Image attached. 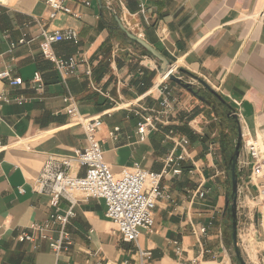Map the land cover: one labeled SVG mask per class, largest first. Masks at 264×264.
<instances>
[{"label": "crops", "instance_id": "crops-1", "mask_svg": "<svg viewBox=\"0 0 264 264\" xmlns=\"http://www.w3.org/2000/svg\"><path fill=\"white\" fill-rule=\"evenodd\" d=\"M84 1L90 7L67 2L80 19L59 14L51 21L46 0H0V73L10 68L24 83L0 80V264H136L139 249L148 254L144 264H223L232 145L225 134L231 125L180 85L164 83L155 61L121 43L112 12L177 68L210 85L233 108L243 133L264 143V0H103L113 10H104V17L96 0ZM38 19L49 33L71 29L79 35L78 45H52L56 57L76 55L83 61L65 84L42 54ZM36 73L44 83L40 91L31 86ZM68 94L83 118L102 120L98 141L115 175L135 165L161 173L172 154L187 159L181 175L161 182L171 200L158 201L153 233L142 232L136 244L126 243L106 217L105 202L83 199L64 229L69 250L57 259L49 241L32 230L55 212L50 197L33 188L48 157H68L87 146L83 127L66 111ZM164 99L174 104L175 113L142 140L138 124L161 110ZM218 111L227 113L224 107ZM170 134L175 137L167 138ZM176 139H183V146H176ZM250 163L242 152L240 191L254 202L252 244L264 260V216ZM73 174L83 177L85 169L74 167ZM201 192L203 199L197 196ZM70 208L62 198L59 213ZM209 223L206 237L195 234ZM22 234L33 241L20 242ZM48 234L59 239L60 227Z\"/></svg>", "mask_w": 264, "mask_h": 264}, {"label": "built area", "instance_id": "built-area-1", "mask_svg": "<svg viewBox=\"0 0 264 264\" xmlns=\"http://www.w3.org/2000/svg\"><path fill=\"white\" fill-rule=\"evenodd\" d=\"M68 1H75L86 7L91 5L89 1L84 0H46V5L49 8L48 19L53 21L59 14L80 19V16L67 6ZM36 23L40 27L43 37L42 54L55 64L65 84L69 78L77 75L78 67L83 61L76 55L68 58L56 57L52 51V45L61 42L78 45L80 42L79 35L71 29L49 33L44 27L43 20L38 19ZM23 43V40L19 42V44ZM15 47V44H11L12 50ZM0 80H7L11 86H22L24 84L21 78L12 76L10 68L0 73ZM31 86L35 90H43L44 83L39 73L34 75ZM167 90L168 87L165 86V91ZM64 102L66 111L72 120L83 127L87 146L83 150H76L71 156H50L45 161L43 170L35 181L33 189L38 194L50 197V206L55 209V212L43 224L33 225L32 230L40 233L42 239L49 241L50 249L58 259L62 253L69 250L71 245L64 229L68 219L74 217L73 207L83 199H98L105 202L106 217L117 226L122 240L126 243L136 244L142 232L153 233L155 225L154 211L158 201L171 200L170 195L161 187V182L165 177L182 174V163L186 161V155L175 156L172 154L167 157L161 173L145 171L135 165L132 168H125L119 175H115L106 163L101 143L98 141L102 120L99 118H83L79 112L78 102L70 94L64 98ZM161 108V110L154 113L155 115L143 119L138 124L137 133L142 140H145L151 131L157 130L159 123L175 113V106L169 99L162 101ZM119 131L120 129L116 128V132ZM171 136L172 138L175 137L173 134L166 137L170 138ZM243 138L246 153L251 160L249 165L252 181L257 186L256 202L260 205L264 216V143H261L259 139L252 140L245 133H243ZM175 143L178 147L183 146L184 140L176 139ZM74 167L85 169V175L83 177L74 175ZM197 196L203 199L205 193L201 192ZM62 198L66 199L71 205L65 215L59 213V203ZM56 226L60 227V237L57 240L48 234V231ZM212 226L213 223L202 226L198 231H195V234L206 237L209 228ZM1 240L2 236L0 235V242ZM18 240L20 242L33 241V237L22 234ZM174 245L176 246V253L182 255V247L178 243H174ZM137 255L139 260L136 264H144L148 254L139 249Z\"/></svg>", "mask_w": 264, "mask_h": 264}, {"label": "water", "instance_id": "water-1", "mask_svg": "<svg viewBox=\"0 0 264 264\" xmlns=\"http://www.w3.org/2000/svg\"><path fill=\"white\" fill-rule=\"evenodd\" d=\"M100 15L101 17H104V10H111L108 7L104 5L103 0H96ZM113 19L116 24L115 29L120 31L123 36L127 39L128 44H133L131 46L141 49V52L144 57H148L155 61L156 65L155 68L160 74V76H163L164 74L168 73L170 68L174 66L173 63H171L166 57H164L159 51H157L154 47L149 45L144 39L137 36L135 33L127 29V27L123 24L120 16L112 12ZM177 70L182 75L189 76L191 78L190 81L184 80L182 77H179L176 75ZM166 81L174 82L181 87H183L185 90H187L189 93H191L194 97H196L199 101L202 103L208 105L211 109L214 111H218L219 107H224V109L227 112V109L229 110V113H226V116L228 119H234L233 121L236 122L237 125V141L235 145V149L233 154L230 156V180H231V187L232 192L230 196L226 197V204H225V214H229L230 218L232 220L231 228H232V245L234 250V255L236 257L238 264H248L246 260L244 259L242 252L240 250V246L238 243V197L242 194L240 191V179L237 176V172L239 173V177L241 176V171H238V163L240 160V157L242 155V152H246L245 149V143L243 139V130L240 125L238 116L234 113L233 108L212 88L210 85H208L204 80L198 78L197 76H194L187 71L183 69L177 68L176 71L168 76ZM199 84L201 87H198L197 90H195V84ZM202 90L208 91L210 94H212L218 101V104L214 101H211L207 99L204 95H202L200 92ZM217 106L218 108H216ZM231 204V205H230ZM230 206V207H229Z\"/></svg>", "mask_w": 264, "mask_h": 264}, {"label": "rangeland", "instance_id": "rangeland-1", "mask_svg": "<svg viewBox=\"0 0 264 264\" xmlns=\"http://www.w3.org/2000/svg\"><path fill=\"white\" fill-rule=\"evenodd\" d=\"M120 35L122 36V34H120ZM131 48H134V47L131 46ZM136 49H138L137 50L138 52H141V50H139V48H136ZM176 75L179 77H182L184 80L187 81V77H184L179 72V70H177ZM168 82H170V81H165L164 83H168ZM198 87H201V86L196 83L195 87H194L195 90H197ZM195 100H197L201 105H205V104L201 103L197 98H195ZM195 100L192 102H195ZM217 112L221 113L220 114L222 117L221 120L223 122L224 121H225V123L228 122L229 125H231V127H230L231 131L225 135L227 137L231 136V138L232 137L234 138L233 145L235 146L236 141H237V125H236V122L233 121L232 119H228L227 116L225 115V112H223V111H221V112L217 111ZM227 174H228V178H229L230 177V166H228V168H227ZM243 174H244L243 171H241L240 175L242 177L241 176L239 177L240 182H241V178L244 179ZM230 182H231V180H230ZM240 187H241V185H240ZM231 192H232V187L230 186L229 194H231ZM253 203L254 202L252 201V197L250 195L241 194L238 197V208H237V212H238V243H239L242 255L248 264H264V260L262 258L256 257V255H257L256 250L253 248V244H252L253 243V234H252L251 230H252V217L254 215V209L252 208ZM228 217L230 218L229 214H228ZM231 224H232V220L230 218V220L228 221L227 227L225 229V235L227 236L228 243L223 240V248L225 250V254H224L225 255V261L223 264H238L236 257L234 255V250H233V245H232ZM201 243H203L202 240H201ZM250 250H253V253H250L249 252Z\"/></svg>", "mask_w": 264, "mask_h": 264}, {"label": "trees", "instance_id": "trees-1", "mask_svg": "<svg viewBox=\"0 0 264 264\" xmlns=\"http://www.w3.org/2000/svg\"><path fill=\"white\" fill-rule=\"evenodd\" d=\"M115 23V22H114ZM116 26V24H113V27H115ZM118 31V30H117ZM120 32V31H119ZM122 34V33H121ZM121 43H128L127 42V39L123 36V34H122V36H119V39H118ZM131 45H133V44H131ZM231 143H232V145H231V153H230V156L233 154V151H234V148H235V146L233 145V142H234V138L232 137L231 139ZM237 176H238V178H239V173L237 172ZM224 241L225 242H227L228 243V239H227V236L225 235L224 236Z\"/></svg>", "mask_w": 264, "mask_h": 264}, {"label": "flooded vegetation", "instance_id": "flooded-vegetation-1", "mask_svg": "<svg viewBox=\"0 0 264 264\" xmlns=\"http://www.w3.org/2000/svg\"><path fill=\"white\" fill-rule=\"evenodd\" d=\"M202 95H204L207 99H209V100H211V101H214V102H216L217 104H218V101H217V99L212 95V94H210L208 91H206V90H202L201 92H200ZM216 108H218L217 106H215ZM220 108V107H219ZM227 113H229V110L227 109ZM231 205V204H230ZM230 207V206H229Z\"/></svg>", "mask_w": 264, "mask_h": 264}, {"label": "bare ground", "instance_id": "bare-ground-1", "mask_svg": "<svg viewBox=\"0 0 264 264\" xmlns=\"http://www.w3.org/2000/svg\"><path fill=\"white\" fill-rule=\"evenodd\" d=\"M176 69L177 66L174 65L172 68H170L169 72L161 76V78L165 81L171 73L173 74L176 71Z\"/></svg>", "mask_w": 264, "mask_h": 264}]
</instances>
